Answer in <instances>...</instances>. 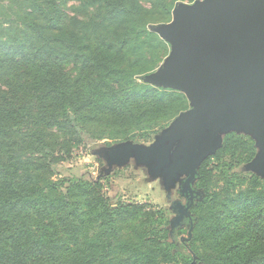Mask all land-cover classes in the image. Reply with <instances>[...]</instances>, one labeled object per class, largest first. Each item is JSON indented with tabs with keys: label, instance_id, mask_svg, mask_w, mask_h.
I'll list each match as a JSON object with an SVG mask.
<instances>
[{
	"label": "trees",
	"instance_id": "trees-1",
	"mask_svg": "<svg viewBox=\"0 0 264 264\" xmlns=\"http://www.w3.org/2000/svg\"><path fill=\"white\" fill-rule=\"evenodd\" d=\"M180 0H0V264H264L254 138L227 132L171 231L166 209L58 168L94 142L152 141L189 107L157 86ZM187 207V206H186Z\"/></svg>",
	"mask_w": 264,
	"mask_h": 264
},
{
	"label": "water",
	"instance_id": "water-1",
	"mask_svg": "<svg viewBox=\"0 0 264 264\" xmlns=\"http://www.w3.org/2000/svg\"><path fill=\"white\" fill-rule=\"evenodd\" d=\"M173 13L176 21L166 27L171 57L146 81L183 91L192 108L151 146L124 148L163 164L175 158L171 166L187 173L184 187L192 201L201 161L228 130L243 128L254 138L253 163L264 169V0H196Z\"/></svg>",
	"mask_w": 264,
	"mask_h": 264
},
{
	"label": "rangeland",
	"instance_id": "rangeland-1",
	"mask_svg": "<svg viewBox=\"0 0 264 264\" xmlns=\"http://www.w3.org/2000/svg\"><path fill=\"white\" fill-rule=\"evenodd\" d=\"M194 1L196 0H180L175 4L173 10L182 3L191 4ZM175 19L176 14L172 11L170 21L152 24L150 25V29L167 41L168 31L166 27L175 23ZM171 53L172 46L169 43L168 54L159 66L155 70L145 74L143 79H149L153 73L158 71L170 59ZM188 100L189 107L187 110L192 108V103L189 98ZM170 126L169 124L161 129L152 141L94 142L90 145L89 149L77 150L73 160L65 162L58 168V175L62 177L84 175L87 178H101V181L105 184V190L112 197L121 198L126 201L149 203L164 208L168 214L171 231L175 228V225H178V230L186 231L189 227L188 223L186 221L179 222V219L182 215V209L190 201L189 194L184 187L187 173L184 171L174 172L175 169L171 166L175 162V158L173 157H171L169 162L163 164L160 163V160L156 156L146 160L142 158L140 151L133 150L130 152L127 148H124L126 144H138L143 147L151 146L161 139ZM230 131L247 134L243 128L228 130V132ZM174 145L175 142L173 143ZM261 149L262 147L259 146L258 154H260ZM117 153H120L122 157H128L121 159ZM130 153L131 155H129ZM170 155L171 151L167 153V157L169 158ZM242 170L255 173L264 178V169L259 167L258 164L253 163V160L245 164ZM195 182L196 180L193 185Z\"/></svg>",
	"mask_w": 264,
	"mask_h": 264
},
{
	"label": "flooded vegetation",
	"instance_id": "flooded-vegetation-1",
	"mask_svg": "<svg viewBox=\"0 0 264 264\" xmlns=\"http://www.w3.org/2000/svg\"><path fill=\"white\" fill-rule=\"evenodd\" d=\"M184 208L182 209V212H183Z\"/></svg>",
	"mask_w": 264,
	"mask_h": 264
}]
</instances>
